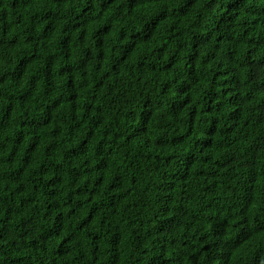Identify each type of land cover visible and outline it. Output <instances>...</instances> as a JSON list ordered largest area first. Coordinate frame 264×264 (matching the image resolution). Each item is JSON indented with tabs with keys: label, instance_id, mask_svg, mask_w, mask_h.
Instances as JSON below:
<instances>
[{
	"label": "trees",
	"instance_id": "1",
	"mask_svg": "<svg viewBox=\"0 0 264 264\" xmlns=\"http://www.w3.org/2000/svg\"><path fill=\"white\" fill-rule=\"evenodd\" d=\"M115 3L0 0V264H260L264 261V191L260 190L264 135L249 133L258 132L264 121L257 117L250 123L241 108L233 107L228 121L211 115L203 139L197 141L200 153L206 154L193 152L176 160L174 171L143 192L126 187L136 185L137 177H124L118 167L112 182L105 184L107 168L120 161L111 159L112 149L105 152L98 146L97 154L104 153L96 165L101 176L88 187L87 181L81 188L74 186L65 198L63 165L49 160L57 148L55 140L66 129L75 138L76 113L97 107L89 101L101 88L116 84L128 58L141 45L160 55L170 47L179 52L183 45L175 41L186 29L182 23H166L170 18L175 21L176 15L189 18L196 33L188 56L189 79L178 88L187 95L172 101L169 110L179 112L192 100L191 90L200 79L197 61H217L202 111L223 112L225 104H241L242 97L245 105L259 99L258 110L264 105L261 0L251 4L207 0L205 8L212 6L218 13L207 31L198 26L200 0H180L171 17L160 0H123L121 9L139 8L150 16L135 32L125 27L116 30V19L109 15ZM114 32L118 41L127 38V43L117 45L119 60L105 71L106 56L116 50L106 47ZM176 59L169 56L162 70L170 69ZM136 67L156 69L157 65L141 59ZM93 71L99 79L92 78ZM168 87L165 83L163 91ZM145 104L151 107L152 98L147 97ZM197 114L193 106L190 123ZM66 115L72 123H66ZM141 116L145 127L138 134L147 131L150 123L148 111ZM233 119L236 122L229 123ZM241 131L251 141L249 159L244 161L251 189L237 208L224 196L225 173L234 163L224 141L230 136L236 139ZM183 139L173 136L157 144L174 145ZM87 143L85 137L64 152V159L74 162L87 152ZM89 171L72 168L69 175L77 180ZM50 172L56 174L47 179Z\"/></svg>",
	"mask_w": 264,
	"mask_h": 264
},
{
	"label": "clouds",
	"instance_id": "2",
	"mask_svg": "<svg viewBox=\"0 0 264 264\" xmlns=\"http://www.w3.org/2000/svg\"><path fill=\"white\" fill-rule=\"evenodd\" d=\"M253 2L254 0H248L249 4ZM160 3H163L165 8H168L171 17L176 15L172 13L171 9L178 7L180 0H160ZM261 3H264V0H261ZM121 4H123V0H116L109 13L116 19L117 31L120 27H125L126 31L130 29L135 32L150 21V16L145 11L138 8L135 12H131L126 6L121 9ZM205 4H207V0H200L197 5L200 21H202V24L198 22V26L207 31L212 25V16L218 15V13L215 12L212 6L205 8ZM156 6L158 7L159 3ZM218 6L219 4L217 3ZM4 7H7V5L5 4ZM195 14L196 10H194L193 16ZM166 23H182L184 29H186L183 35L175 41V43L183 45L179 52H177L176 48L170 47L167 54L160 55L155 51H150L148 46L141 45L137 48L136 53L128 58L125 71L116 77V84H108L106 90L101 88L99 95L89 101L90 103H95L97 107L88 112L81 110V112L76 113L79 127L75 128V138L69 135L66 129L65 134L55 140L57 148L49 157V160L63 165L64 183L61 189L65 193V198L68 191H75L74 186L81 188L87 181L88 187V185L96 181L97 177L101 176V172L97 170L96 165L103 160L104 153L97 154L98 146L102 147L105 152L108 149H112L111 159L120 161V164H114L107 168L106 176L104 172L105 184L112 182L118 167L119 172L124 177H137L138 183L136 185H127L126 187H132L137 192H143L147 187H152L159 183L165 173L174 171L173 165L176 160L186 156L188 153L195 152L201 156L206 154L200 153L201 145L197 144V141L203 139L208 118L211 115H216L223 121H228L227 114L233 111V107H236L245 111L246 115L244 118L250 123L255 122L257 117L264 121V105H261L259 110L257 108V105L260 104L259 99L250 100L245 105L243 103L245 98L242 97L241 104H225L223 112L208 113L202 111L207 103L205 96L207 95V90L210 89L209 85L211 84V77L216 70L217 61H213L212 64H208L207 61H197L196 68L200 79L193 85L191 90L192 100L185 104L179 112H171L169 109L172 101L178 98L183 100L184 95H187V93L180 94L178 88L186 79H189L188 68L192 67V65L188 62V56L192 51L191 37L196 32L189 26L191 20L187 17L181 20L176 15L175 21L170 18ZM125 43H127V38L123 41H118L115 32L109 38L106 47L109 50L113 48L116 50L109 51L106 56L105 71L109 70L111 63H116L119 60L121 53L117 45ZM151 47L154 48L156 45ZM173 54L177 56V59L172 64V67L162 70L163 65L169 62L168 57ZM242 58L243 56L241 55ZM141 59H144L146 64L154 62L157 65L156 69H138L136 64ZM92 78L99 79V77L95 76L94 71ZM189 82L191 81L189 80ZM165 83L169 85L167 91H163ZM100 84L103 85V79L100 80ZM114 87L117 91H113ZM216 91L220 92V89L216 87ZM147 97L152 98L151 107L145 104ZM193 106L196 107L198 114L195 120L190 123L189 113ZM145 111L150 113V123L146 125L147 131L138 134V130L145 127L141 116V113ZM65 120L67 124L72 123L67 115ZM235 122V119L229 121V123ZM226 126V124L221 125V127ZM244 131H247V129H244ZM90 132L91 135H89ZM249 135H264V124L260 125L258 132L254 130ZM173 136H184V139L174 145L171 143L163 146L157 144V140L170 141ZM85 137H87L88 141L87 152L75 159L74 162L69 163L64 159V152L75 147ZM224 142L230 145V151L227 155H231L234 158V163L228 167L225 173L227 180L224 196L226 201L236 203L237 208H239L240 202L247 198L249 189H251V174L244 163V161L249 159L248 146L251 141L245 138L243 131H241L238 132L236 139L230 136ZM166 157L170 158L167 163H165ZM85 161L88 162L85 163ZM72 168L91 169V171L78 178L79 182L77 183V180H73L72 176L69 175ZM55 174V172H50L47 179H50ZM140 181H143V187ZM260 190L264 191V183H262ZM118 191H126V189H118ZM81 250L83 251V247ZM260 264H264V261H261Z\"/></svg>",
	"mask_w": 264,
	"mask_h": 264
}]
</instances>
